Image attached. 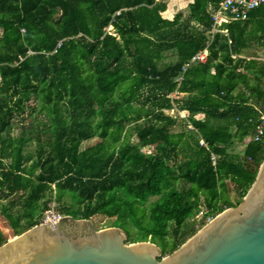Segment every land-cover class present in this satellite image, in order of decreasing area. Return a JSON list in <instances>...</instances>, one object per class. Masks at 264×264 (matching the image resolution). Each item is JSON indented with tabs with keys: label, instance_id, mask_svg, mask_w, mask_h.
Returning a JSON list of instances; mask_svg holds the SVG:
<instances>
[{
	"label": "trees",
	"instance_id": "16d2710c",
	"mask_svg": "<svg viewBox=\"0 0 264 264\" xmlns=\"http://www.w3.org/2000/svg\"><path fill=\"white\" fill-rule=\"evenodd\" d=\"M212 1L194 0L182 22L156 0H0V199L18 195L0 213L16 214L17 235L55 203L73 219H114L128 243L150 241L165 257L241 204L264 161V137L253 139L264 62L240 55L251 38L264 46V5L212 37ZM204 49L208 61L184 73ZM30 114L34 127L12 136L14 118ZM248 137L242 155L230 152Z\"/></svg>",
	"mask_w": 264,
	"mask_h": 264
},
{
	"label": "water",
	"instance_id": "95a60500",
	"mask_svg": "<svg viewBox=\"0 0 264 264\" xmlns=\"http://www.w3.org/2000/svg\"><path fill=\"white\" fill-rule=\"evenodd\" d=\"M40 223L0 247V264H264V161L238 207L224 210L173 254L150 241L128 243L119 227Z\"/></svg>",
	"mask_w": 264,
	"mask_h": 264
},
{
	"label": "built area",
	"instance_id": "2783aa9c",
	"mask_svg": "<svg viewBox=\"0 0 264 264\" xmlns=\"http://www.w3.org/2000/svg\"><path fill=\"white\" fill-rule=\"evenodd\" d=\"M217 3L213 1L208 5V11L212 17L213 21V33L223 32L227 34V30L223 28L224 25L231 24L237 21H246L249 19V14L251 11L258 9L262 5H264V0H215ZM112 29V27H110ZM209 50L204 49L199 51L192 59L183 67V72L185 73L189 68L196 64H205L209 59ZM178 82L180 83L183 80V76L179 77ZM176 96L178 92L175 93ZM179 111L177 109H172V113ZM180 115L185 116L187 112L179 111ZM258 128L256 133L253 136L255 141H260L264 137V113L260 114V118L258 120ZM190 130H195L192 125L189 126ZM198 131V130H196ZM252 138L248 137L245 140V146ZM200 146H205V142L200 140ZM147 150V149H146ZM147 153H152V151H148ZM213 162H216L215 157H212ZM202 216V213L200 214ZM66 216H63L57 213L53 208L47 210L44 213L42 223H50L51 225H56L60 223ZM212 219H209L211 221Z\"/></svg>",
	"mask_w": 264,
	"mask_h": 264
},
{
	"label": "rangeland",
	"instance_id": "374dc122",
	"mask_svg": "<svg viewBox=\"0 0 264 264\" xmlns=\"http://www.w3.org/2000/svg\"><path fill=\"white\" fill-rule=\"evenodd\" d=\"M108 30H111V28H109ZM171 58H172L171 56L168 57V58H166V61H170ZM182 97H183V95H181V94H179V95L176 96V94L174 93V94L171 95V98L172 99H175V101L177 99L182 98ZM172 114L173 115H180L179 111H176L175 113H172L171 112V115ZM183 120H184V124L187 125V129L190 131L189 126L191 124L187 123L186 122V119L183 118ZM23 124L25 126H23ZM23 127H27V129H31L32 127H34L33 117L31 116V114L26 117V120L25 121H22L20 118H18V116H16L14 118V120L12 121V132H11L12 136H15V137L18 136L19 132L21 131V129ZM44 137H45L44 134H42V136H41L42 140H44ZM100 141H101L100 138H94L92 140L85 141L83 143V147L86 148V147H89V146H93V145L97 144ZM137 143L138 142H137V139L136 138L132 140V144H135L136 145ZM37 145H38V141L35 139L32 143L29 144V146H27V148H28L29 151H35V149L37 148ZM245 148H246L245 147V143H240V142L236 141L234 143L233 147L230 149V152L232 154L236 155V156L237 155L240 156V155L243 154ZM147 150L154 152V147H147ZM147 150H146V152H147ZM228 186H229V190L231 192L230 193V196H231L230 198L231 199H234L235 198L234 185L230 181H228ZM16 197H18V195L17 196H14V197L7 198V199L4 200L3 203L4 204L7 203V205L10 206L12 203H9V202L12 201L13 199H15ZM155 199L156 198H153L152 201L155 200ZM16 202L17 203H16V205L13 208H15V207L18 206V200ZM39 205L41 207L42 206V203L40 202ZM10 207H12V206H10ZM49 208L50 209L51 208H54L56 210L57 209V205L55 203H50L49 204ZM44 213L42 214L41 211H39L37 214H42L44 216ZM13 217L16 218V214L15 213H14V216ZM13 217H11L9 219V218H7L5 216V219H3V220L0 218V227L4 229V232L8 235V239L9 240H11L12 238H14L15 232L18 231V222L15 223V219H13ZM199 217H201V215ZM90 221H91V223L93 224V226L95 227L96 230H101V229H105V228L112 227L113 222H114V219H110V218H107L105 216L97 215V216L92 217L90 219ZM207 224H205V225H207ZM22 226L23 227L20 230H23L24 228H26L27 224H24ZM203 227H200L199 230H201Z\"/></svg>",
	"mask_w": 264,
	"mask_h": 264
},
{
	"label": "crops",
	"instance_id": "0c3cea01",
	"mask_svg": "<svg viewBox=\"0 0 264 264\" xmlns=\"http://www.w3.org/2000/svg\"><path fill=\"white\" fill-rule=\"evenodd\" d=\"M156 1L166 4V10L162 14L164 18L169 19V20H173L176 15L182 14L183 15L182 19H181L182 22H184L189 17L190 6L194 3V0H156ZM257 21L258 20H254L253 22L249 23L247 25L246 31L251 32V31L255 30L257 28ZM233 23H235V22H233ZM233 23H231V24H233ZM231 24H228V25H231ZM228 25L223 26V28L225 30H227V34L229 31ZM216 34L227 35L223 32L213 33V31L211 30V36L212 37H214ZM243 51H244V53L242 55H240L241 58H246L248 61L255 60V61H259V62H264V46L262 44V41H258L257 39L251 38V40H249L247 43V47L244 48ZM234 58L237 59V56L235 55ZM240 71H245V68L243 66H241ZM252 75L254 77H256V79H258V78L261 79L262 71L261 70H255L252 73ZM241 90L246 91V90H244L243 85H240V87L237 89L236 95ZM246 96L249 97L248 91H246ZM4 200L5 199H0V208H2L3 205L7 206V203L6 204L3 203ZM0 218L3 220V219H5V216H3L0 213ZM0 230L4 234L5 243H6L9 240L8 235L4 232L3 228L0 227ZM17 233L18 232H15V235H17ZM15 235H14V237H15Z\"/></svg>",
	"mask_w": 264,
	"mask_h": 264
},
{
	"label": "flooded vegetation",
	"instance_id": "af4514ba",
	"mask_svg": "<svg viewBox=\"0 0 264 264\" xmlns=\"http://www.w3.org/2000/svg\"><path fill=\"white\" fill-rule=\"evenodd\" d=\"M70 226H72V224L66 220V219H63L61 222H60V228L62 230H67Z\"/></svg>",
	"mask_w": 264,
	"mask_h": 264
}]
</instances>
